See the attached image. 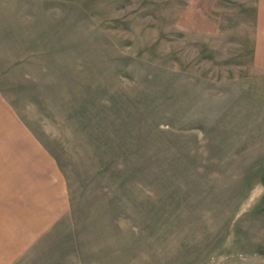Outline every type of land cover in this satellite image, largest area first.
<instances>
[{"label": "rangeland", "instance_id": "obj_1", "mask_svg": "<svg viewBox=\"0 0 264 264\" xmlns=\"http://www.w3.org/2000/svg\"><path fill=\"white\" fill-rule=\"evenodd\" d=\"M0 264H264V0H0Z\"/></svg>", "mask_w": 264, "mask_h": 264}]
</instances>
